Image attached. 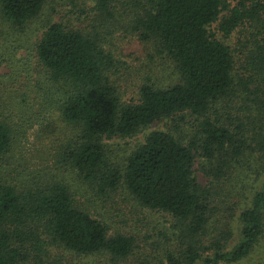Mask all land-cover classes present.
<instances>
[{
  "label": "trees",
  "instance_id": "1",
  "mask_svg": "<svg viewBox=\"0 0 264 264\" xmlns=\"http://www.w3.org/2000/svg\"><path fill=\"white\" fill-rule=\"evenodd\" d=\"M46 1L0 0V16L11 31L26 34ZM112 1L96 0L97 9L109 15ZM123 3L141 39L154 42L174 62L179 81L164 88L146 84L138 103H125L111 81L112 56L98 36L50 25L31 54L49 83L45 100L76 130L59 162L101 195L124 187L142 209L168 216L171 228L164 236L177 243L168 264L241 263L264 240V0H239L221 21L227 35L244 25L253 28L242 73L231 49L209 32L227 0ZM3 113L0 103V264H70L66 252L112 263L127 260L137 248L135 238L95 218L65 182L22 189L5 180L14 136ZM186 114L200 120V148L213 163L212 179L226 184L242 169L258 178L259 189L239 213V239L231 250L235 233L228 227L235 211L198 182L196 143L187 146L169 132L153 131L124 167L110 159L106 141Z\"/></svg>",
  "mask_w": 264,
  "mask_h": 264
},
{
  "label": "rangeland",
  "instance_id": "2",
  "mask_svg": "<svg viewBox=\"0 0 264 264\" xmlns=\"http://www.w3.org/2000/svg\"><path fill=\"white\" fill-rule=\"evenodd\" d=\"M238 1L227 0V9L223 10L221 19L209 27V32L231 49L236 68L242 73L252 46L253 28L244 25L230 35L221 30V21L229 16V10ZM123 2L112 1L107 15L97 9L96 0H47L41 14L22 35L11 31L0 16V103L14 136L13 149L3 173L5 180L22 189L35 182L63 181L80 200V205L95 218L106 221L114 232L121 231L136 240L135 252L125 261L112 263L97 256L66 252L65 259L70 264H168V254L177 248L176 241L168 242L164 236L171 228L168 216L142 209L124 187L110 196L101 195L90 187V183L59 162L76 130L62 122L56 104L45 100L50 92L49 83L38 60L31 54L46 29L57 23L81 30L86 35L98 36L101 46L112 56L110 77L123 102L138 103L140 90L146 84L162 88L174 85L179 81L176 65L154 42L141 39L134 28L135 19ZM228 111L233 113L234 109ZM199 122L196 116L186 114L157 122L136 136L116 138L106 143L110 159L121 167L153 131L169 132L187 146L196 143L195 175L198 182L212 190L217 202L224 201L228 203L226 208L230 204L235 211L228 227L230 231L234 228L235 233L227 246V250H231L239 239V213L259 189L258 178L253 171L245 174L242 169L239 176L234 174L226 184H218L212 179L208 173L212 171L213 163L202 157L200 145L203 138L198 134ZM233 173L227 172L225 177ZM238 264H264V240Z\"/></svg>",
  "mask_w": 264,
  "mask_h": 264
}]
</instances>
